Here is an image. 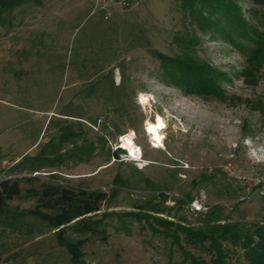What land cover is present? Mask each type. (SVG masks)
<instances>
[{"label":"rangeland","instance_id":"obj_1","mask_svg":"<svg viewBox=\"0 0 264 264\" xmlns=\"http://www.w3.org/2000/svg\"><path fill=\"white\" fill-rule=\"evenodd\" d=\"M231 1L248 23L264 31L260 4ZM182 2L139 0L135 6L120 8L108 0H39V4L28 2L0 14V179L19 180V194L6 205L34 208L35 198L26 190L39 189L44 182L104 191L107 197L97 212L110 214L104 218L105 239L86 236L81 246L86 264L188 263L182 250L171 243V229L169 234L161 232L159 224L148 225L129 215L123 216L125 227L121 228L116 221L121 213H144L196 227L209 207L216 206L215 222L220 224H237L251 232L264 223V63L250 68L244 49L217 32L200 30ZM193 2L195 7L200 5ZM87 17L139 24L150 47L161 55L221 73L216 80L218 96L184 91L167 78L160 59L144 48L119 53L116 60L123 61L125 79L123 103L135 125L129 127L124 119L116 132L111 121L117 122L118 112L100 99L84 97V84L73 69L83 65L86 76L99 63L105 67L103 73L112 68L114 84L120 81L115 62H106L109 50L87 54L76 41V25ZM236 41L252 45L245 39ZM175 75L176 83L179 74ZM68 102L83 114L84 138L94 146L88 160L65 158L55 167L32 173L25 166L15 167L57 134V125H48L49 119L66 118L63 124L74 119L59 114ZM157 116L164 128L159 132L161 144L154 148L146 126ZM93 118L91 126L88 122ZM129 132L140 147V157L129 159L124 153L112 157L109 150L118 136ZM29 175L37 178L25 180ZM146 205L153 210L142 209ZM24 220L34 221L42 232L28 235L0 222V264H73L56 244L53 230L29 215ZM181 237L185 251L209 264L210 252L185 245ZM233 249L230 261L242 262L241 250Z\"/></svg>","mask_w":264,"mask_h":264},{"label":"trees","instance_id":"obj_2","mask_svg":"<svg viewBox=\"0 0 264 264\" xmlns=\"http://www.w3.org/2000/svg\"><path fill=\"white\" fill-rule=\"evenodd\" d=\"M196 1L200 2L198 7L193 5V0H183L182 3L183 6L188 7L190 17L197 23L200 30L217 32L233 46L244 49L250 68L253 69L264 63V31L258 29L256 25L248 23L233 1ZM253 1L262 7L259 10V21L264 26V0ZM28 2L39 4V0H0V14L2 11L8 12L12 8ZM202 7H206L205 14L202 13ZM254 12L253 10L252 14ZM2 22L0 19V24ZM76 26H78V30L75 38L81 43L82 49L87 54H105L106 50H109L111 56L106 62L107 64L115 62L114 67L119 70L120 81L118 84H114L111 78V67L103 73L105 67L98 63L94 70L86 76L83 75V65L81 68L76 65L73 67L77 73V79L84 84L82 89L85 92L84 97L100 99L102 103L118 112L117 122L111 121L116 132H119L118 125L124 119L129 122V127L133 128L135 125L134 119L129 116L123 103L125 79L123 61L122 59L116 60L119 53H125L134 48H144L148 53L160 59L167 78H170L174 84H178L184 91L213 96L219 94L216 80L222 77L221 73L180 57L161 55L150 47L144 30L139 24H118L101 18L87 17L80 25ZM236 38L248 40L252 45L246 46L240 41H236ZM119 43H121V47L118 45ZM82 61L81 64H84L86 57ZM174 71L177 72V75L179 74V80L176 83L172 78ZM92 78L93 80H90ZM71 104L68 102V108L59 114L74 117V119H69L70 121L64 124L62 122H65L66 118L49 119L48 125L54 123L57 125V134L51 135L46 142L39 144L35 155L24 156L15 167L19 166L21 169L25 166L24 168L32 173L46 166L55 167L65 158L74 161L88 160L94 146L92 142L84 138L81 121L83 114L75 109L76 105L70 108ZM88 123L94 126L95 119H90ZM101 124L105 125L103 121ZM99 134V137L103 138L104 134L101 131ZM78 139L81 140V143H76ZM64 144L70 146L63 149ZM109 154H112L110 150ZM24 177L27 181L37 178L34 175ZM26 191L35 198L34 208H9L6 201L19 194V180L16 178L0 179V222L11 229L23 230L28 235L41 233L40 227H37L34 221L24 220V216L29 215L53 230L56 244L65 249L71 263L86 264L81 258L83 255L81 246L85 242L86 236L96 235L105 239L104 218L110 214L101 212L98 215L97 211H99V203L106 199L107 194L100 190L52 182H44L39 189L29 188ZM143 208L152 211L154 207L146 205ZM218 212V207H209L200 219L202 224L196 227H186L167 219H156L144 213H121L116 215V221L119 227H125L123 216L129 215L148 225L153 222L159 224L161 232L168 234L170 232L171 243L182 250L188 258L187 264H203V261L180 246L181 235L185 245L210 252L209 264H264V223L255 225L251 232L241 230L237 224L215 222L218 220L216 219ZM211 220L213 222H210ZM150 228L152 227L150 226ZM169 229L171 231L167 232ZM227 246H231V249ZM233 248L241 250L242 262L230 261L231 252L235 251Z\"/></svg>","mask_w":264,"mask_h":264},{"label":"bare ground","instance_id":"obj_3","mask_svg":"<svg viewBox=\"0 0 264 264\" xmlns=\"http://www.w3.org/2000/svg\"><path fill=\"white\" fill-rule=\"evenodd\" d=\"M163 128H164V123L160 118V116L155 117L153 123L148 124L146 126V134L150 138L152 147L157 148L161 144L159 138V132ZM133 136L134 134L132 132H129L122 138L120 136L118 141L120 140L119 141L120 147H122L125 151L124 155L128 156L129 159H138V157H140V152L138 148L140 147L134 143ZM143 164H145V162Z\"/></svg>","mask_w":264,"mask_h":264},{"label":"built area","instance_id":"obj_4","mask_svg":"<svg viewBox=\"0 0 264 264\" xmlns=\"http://www.w3.org/2000/svg\"><path fill=\"white\" fill-rule=\"evenodd\" d=\"M138 1L139 0H108L109 3H112V4L116 3L120 8L121 7L128 8V7L135 6L138 3ZM119 137L120 136H118V139H119ZM118 147H120L119 141L114 143L113 147L110 149V152L111 153L115 152ZM120 148H122V147H120ZM126 157L128 158V156H126Z\"/></svg>","mask_w":264,"mask_h":264},{"label":"water","instance_id":"obj_5","mask_svg":"<svg viewBox=\"0 0 264 264\" xmlns=\"http://www.w3.org/2000/svg\"><path fill=\"white\" fill-rule=\"evenodd\" d=\"M125 151H124V149L123 148H120V147H118L117 149H116V151L115 152H112V157H114V158H116V156H117V153H124Z\"/></svg>","mask_w":264,"mask_h":264}]
</instances>
